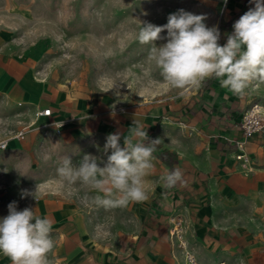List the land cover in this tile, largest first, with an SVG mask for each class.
<instances>
[{"label":"crops","instance_id":"obj_1","mask_svg":"<svg viewBox=\"0 0 264 264\" xmlns=\"http://www.w3.org/2000/svg\"><path fill=\"white\" fill-rule=\"evenodd\" d=\"M254 102L250 86L238 96L213 78L178 107L141 102L110 108L52 84L40 72V49L23 45L16 26L0 16V109L16 115L17 135L50 125L68 142L95 135L100 143V136L119 132L123 137L137 120L150 139H159L154 156L162 177L171 170L159 157L164 149L183 175L175 187L166 189L161 181L157 193L129 204L131 226L110 244L100 239L99 209L90 210L91 200L85 199L97 193L88 186L86 195L42 194L38 202L25 204L23 189L4 176L9 188L5 184L0 191V218L13 201L18 210L33 207L49 218L55 244L51 264H188L170 235L173 214L182 216L187 247L200 263L264 264V130L246 139L243 148L237 146L243 113ZM48 107L51 115L38 114ZM241 155L249 158L246 166ZM0 264L11 261L0 254Z\"/></svg>","mask_w":264,"mask_h":264},{"label":"rangeland","instance_id":"obj_2","mask_svg":"<svg viewBox=\"0 0 264 264\" xmlns=\"http://www.w3.org/2000/svg\"><path fill=\"white\" fill-rule=\"evenodd\" d=\"M243 1L0 0V16H8L16 26L23 45L40 49V72L52 84L100 99L110 108L127 109L141 102L178 107L191 99L202 83L176 89L163 79L149 59L151 45L138 41L141 21L162 26L169 14L184 9L205 15L208 26H218L222 44L231 18L240 11ZM166 35V31L161 33L162 37ZM165 42L161 39L155 43L159 46ZM249 86L254 101L264 104V81H253ZM15 120L11 111L0 109V142L8 140L7 147L0 148V179L7 190L9 185L4 176L16 182L20 190L36 191V196L89 193L87 186L63 182L57 175V167L65 156H70L73 163L84 154L106 159V137L100 136V143L95 135L84 141L68 142L50 125L36 133L17 135L21 129ZM161 181L162 173L155 163L143 182L149 196L157 193ZM24 199L28 204L33 197ZM88 199L90 210L99 209L95 216L100 217V239L113 243L120 231L130 228V207L105 208L96 204L94 198ZM262 224L264 231V220Z\"/></svg>","mask_w":264,"mask_h":264},{"label":"clouds","instance_id":"obj_3","mask_svg":"<svg viewBox=\"0 0 264 264\" xmlns=\"http://www.w3.org/2000/svg\"><path fill=\"white\" fill-rule=\"evenodd\" d=\"M249 2L254 7L234 22L223 45L219 43L218 26H208L205 15L184 9L169 14L162 26L141 21L138 41L151 45L149 59L173 88L184 89L215 78L222 88L244 96L251 82L264 81V0ZM165 31L167 35L162 37ZM161 39L166 42L157 46L155 42ZM158 143L159 139L149 138L143 123L134 120L123 137L119 132L107 136L106 159L84 154L73 163L70 156H65L57 175L69 186L79 183L90 187L97 193L94 202L105 208L143 202L149 198L144 177L155 167ZM162 181L166 189H171L183 182L182 172L174 168ZM35 193L22 190L21 198L31 196L37 201ZM51 232L49 218L33 207L18 210L13 201L8 205V214L0 218V254L7 256L11 264H51L49 254L55 246Z\"/></svg>","mask_w":264,"mask_h":264},{"label":"built area","instance_id":"obj_4","mask_svg":"<svg viewBox=\"0 0 264 264\" xmlns=\"http://www.w3.org/2000/svg\"><path fill=\"white\" fill-rule=\"evenodd\" d=\"M40 116H49L52 114V108L48 107L41 110L38 113ZM241 138L237 141L238 148H243L246 139L253 137L254 135L264 130V104L261 102H254L249 108H247L242 116L240 122ZM7 140L0 142V148L7 147ZM239 160H243V165L246 166L249 158L245 155L238 157ZM6 189L5 183L0 180V191ZM170 235L172 240L184 250L185 258L188 264H202L198 261L196 255L187 247L185 240V226L183 218L179 214H173L169 217ZM208 264H229L225 260H220L214 263Z\"/></svg>","mask_w":264,"mask_h":264},{"label":"trees","instance_id":"obj_5","mask_svg":"<svg viewBox=\"0 0 264 264\" xmlns=\"http://www.w3.org/2000/svg\"><path fill=\"white\" fill-rule=\"evenodd\" d=\"M250 7H254V5L251 4V3L249 2V0H244L243 3H242V7H241L240 11H238V12H237L234 16H232V18H231V23H230L229 26H228V33H227V35L230 34V33L233 31V27H232V26H233L234 21L237 20V19H239V17H240L241 15H243V14H244V13L250 8ZM227 35H226V37H225V42H226V40H227ZM212 80H213V78H210V79L205 80V81L203 82L204 87L208 86ZM154 136H155V135H152V136H151V139H155ZM169 154H171V152L168 151L167 149H164V150H161V151H160V153H159V157H160V159H161L162 161H164V162L170 164V168H171V170H172L173 167H174V163L176 162V160H175V159H171V158H169V156H168Z\"/></svg>","mask_w":264,"mask_h":264}]
</instances>
